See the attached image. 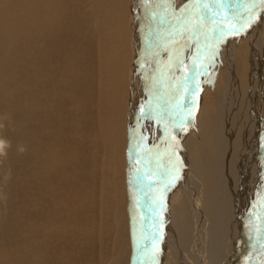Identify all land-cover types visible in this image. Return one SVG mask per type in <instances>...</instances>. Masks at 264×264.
I'll return each instance as SVG.
<instances>
[{
  "label": "rangeland",
  "instance_id": "obj_1",
  "mask_svg": "<svg viewBox=\"0 0 264 264\" xmlns=\"http://www.w3.org/2000/svg\"><path fill=\"white\" fill-rule=\"evenodd\" d=\"M202 1L204 4L199 3V0L198 1L197 0H172V2H174L173 5L177 6V7H175L177 9V11H180L182 13L179 16V18L175 17L172 20V22H175V21L178 22L176 24L177 28L171 29L170 27L174 26V25L169 23L165 29H162V28L158 29L153 34L155 39L151 42V47L146 52V55L145 56L139 55L136 59H134L132 61H128L125 68H124V70H125L124 73L126 76V82L129 78L128 85L130 86V89L128 88V90H129L128 99H127L128 104H127V107L125 108V112L122 116V118H123L122 122H123V125H124L126 133H127V145H126V150L124 151V152H126V157H124V154H123L125 161L123 160V164H122L123 166L121 167V168L124 167V169L120 173L123 175V177L125 179H123L122 183L118 186H114V182H115L113 179L114 171L112 174L110 173L112 170L111 171L109 170L110 169V165H109L110 163L108 164V162H107V161L110 162L109 159L111 158V154H112L111 150H114V146H113V144H111L112 142H110L111 139H109V140L107 139V141H106V140H101L99 138L100 136H99V134H97V128L95 125L96 122H94V121H96L94 111L98 110V109H94V108H96L97 106L99 107V103L95 102V100H90V98H92V99L95 98V95L93 96V94H95V89H94L95 87H94V85L92 86L93 87L92 88L93 94L91 93L92 95L90 94L89 95L90 98H89V96L87 95L88 92L85 89L87 82L85 80H83V85H85V87L80 84L83 77L86 76L85 73L87 74L89 72V69L94 65V62H93V61H95V55L93 53V51L95 50L94 45L92 46V48L94 50H92V48H91V50H92L91 53L86 52L85 49L83 50V53H82L81 48L83 47V45L80 44L81 47L79 46V48H80V49H78L79 52L77 51L78 54H77V52L75 54H77L78 57L80 55L81 59L78 58L74 54V52L72 53L73 59L69 63V69H70V71L71 70L72 71L70 72V75H68V77L66 78L63 88L58 87L57 89L53 86L51 81L46 77L47 75L43 76V74L47 73V71H48L47 67L48 66L46 64H44L47 62L46 58L39 56L40 54L43 55L44 51L42 50L41 47L39 48V46H41V45L39 43L40 40H38V38L36 39V43H35V52H38V53H35V56H37L40 53L38 55V58L36 57L38 59V61H39V59H40V61L38 62L36 59V61H35L36 67L35 68L34 67L28 68L27 64L29 62H28V59L26 57V54L24 55V53L20 49H18V48L13 49L12 48L13 51L8 55L9 52H8L7 47H2L4 50L3 52L6 56L2 55L4 57L5 63L3 62V64L0 66V70H1L0 71V82L4 81L5 79L7 81L5 80L4 82H2L0 85V88L2 87L3 89H6V86H7V89L3 91L4 93L0 92V95H1L0 96V98H1L0 99V132H2L4 130L2 133H0V165H1L0 166V172L2 173V174H0V179H1V181H0V210L2 209L0 211V252L3 251V253H5V254L7 253L8 255L11 256V255H14V253L11 252L10 248H13L14 244H18L19 247H21V244L22 245L24 244V239H26V236L29 233L28 228H29L30 222L34 220V216L32 215L29 219V223L27 224L28 226L25 225L26 213H27V215H30V214H32V212L34 210H36V209L39 210L42 208V206L43 207L47 206L46 204L51 205L53 207H55L58 204L60 206L57 209L58 213L65 214L64 212L68 208H72V207L75 208V205H76V212L72 216H73V219L75 218L74 216H76L75 221H76V223L80 222L81 226L77 225V227H76V233L77 234L74 236V238L70 239L67 242H64L65 244L68 243L67 245H65L68 247V249H69V245H71V243L72 244H74V243L78 244L74 250L69 249L70 257L67 261L70 260L69 261L70 264L75 263L74 259H76V257H77L76 254L82 255L83 262H85V263L87 261V263H89V262L94 263L95 262V264H117V260H118V261H120L119 264H142V263L136 261V260H138V258L134 259V256H133V253H134L133 247H136V245L135 246L132 245V242H134L132 240V238H133L132 235H133V227L135 226V222H137L136 227H138L140 225L138 222L143 218V216H146V213L147 214L153 213V214H151L152 218L150 219V221L147 222L148 227H150L154 230H161L160 227H161L162 217L164 216V214L168 213V210L170 207L169 204L177 205L176 207L174 206L175 211H177V212L179 211L181 206L186 207L185 211L192 210L193 201H191V199H193V196H194L192 193L193 183L191 182L190 175H189L188 170H187V166H186V164H184V162L182 160H183V157L185 156V154L187 152H190V154H189L190 155V162L193 160L194 153L196 155H200L201 158L213 156L215 153L216 158H217V153H218L217 145H218L219 137L222 134V131H221L222 126H223L222 120L224 118V115H223L224 108L221 107L220 103L222 101L226 102V99H225L226 96H224L225 91H230V90L232 91L233 90L235 92V95L239 99L238 103L241 102V97H239V93L241 90V84L238 83L236 78H233V80H232L233 85L232 86L230 85L229 81L231 78H230L229 70H231V69H230V67H228V63L231 61L232 54H233V60H232L233 64L237 63L234 61V59H239L242 57L241 55L238 54L239 52L236 55L234 54L235 45L242 47L243 49L246 47V41H247L246 37H247V35H249V32L251 31V29H254V21L253 20L250 21L251 20L250 17L253 14L252 11L254 12L253 9L256 8V4H257L258 0H202ZM184 9L186 10L185 13L182 12V10H184ZM185 14H187V16ZM74 20L77 23V29H78L77 32H79V33L76 32L77 36L78 37L81 36L80 39H84L87 42L88 41L87 34H92V32L89 29V24L87 23V25H88L87 26L86 22L83 21L85 23V26H84L83 23H80L82 20L80 21V19H77V18ZM71 21H72V19H71ZM71 21H69V22H71ZM78 22H79V24H78ZM242 23H243V25H242ZM221 24H223V25H221ZM87 30L89 32H87ZM164 31H166L165 32L166 35L164 34L165 36L162 37V33ZM219 34H221V36ZM86 36H87V38H86ZM202 39H203V41H202ZM207 40H213V43L212 44H209V43L206 44L205 41H207ZM214 40H215V42H214ZM179 41H180V44L178 43ZM171 44H173L172 49H170L171 54L167 53L166 58L163 57V55L165 54L164 51ZM173 48H175V50ZM38 49H39V51H38ZM176 49L180 53L179 54L180 57L178 59H175L177 54H178L176 52ZM201 52L204 53V55L201 56V54H200ZM212 52L214 55L212 54ZM217 54H218V56H217ZM76 57H77V59H76ZM164 58H165V60L166 59L168 60V58H169V60H172L173 58L175 59V62L172 63V65L169 68V69H171V71L169 70L170 72H168V73L165 72L163 67L160 65V59H164ZM210 58H212L213 60ZM41 59H43V60H41ZM82 59H85L84 62L88 61L87 62L88 64L90 61L93 62L92 66L90 67V65H88L87 63L83 64ZM252 59L254 61L252 64V67L248 66V65L246 66L247 70H248L247 79L249 76L251 77L249 79L250 86H249V89L247 92V98L249 99V106H248L246 114H245L244 110L239 109L240 110L239 115L241 116V120L239 119L240 120L239 124L242 127L244 126V128H247V127L255 128L256 127V132L254 133V134H256V133L260 132L259 129L261 127H262L261 128L262 131L264 130V125L261 126V124L264 123V121H263V118H264V75H263L264 74V63H262L261 52H258V58L257 59H254V58H252ZM256 60H257L258 64L255 62ZM44 61H46V62H44ZM91 62H90V64H91ZM164 62L167 63V61H164ZM11 63H12V65H11ZM37 64L39 65L38 67H37ZM40 64H42V65H40ZM47 64L51 65L49 63H47ZM82 64L85 67L87 66L88 68L83 69ZM78 66H80V67H78ZM1 67L4 68L5 70L1 69ZM181 67H185V69L184 68L181 69ZM254 67L256 68V73H254ZM6 68H9L10 70L6 69ZM19 68H21L22 70H20ZM26 68L28 70L27 72H26ZM38 68H40V69H38ZM45 68H46V70H45ZM93 68H94V66H93ZM24 69H25V71H23ZM43 69L45 70V72L42 71ZM19 70L22 72V74H20ZM38 70H41V71H38ZM128 70H129V72H128ZM74 71H75V73H74ZM79 71L80 72L82 71L81 72L82 74ZM31 72L33 75L29 74ZM38 72H39V76L41 75L40 76L41 78L38 76ZM76 72H77V74L79 73L80 77L82 78L80 80V83L79 82L77 83L78 77L75 75ZM23 73H26V74H23ZM251 74H253V78H252ZM34 75L35 76L37 75L40 79L37 80V77H35ZM70 76H73L71 78H73L74 80L75 79H77V80H75V82H74L71 78H69ZM46 79H48L49 81ZM30 80H33V81H31L32 83H30ZM36 81L39 82L40 84L37 83ZM42 81H43V83H42ZM73 82H74V84H73ZM70 83L73 87H76V86L77 87L73 88L71 86L72 90L68 92L67 90H65L66 89L65 85L68 86V85H70ZM35 84H37V88L39 91L38 99L41 101V104L43 105L42 110L37 109V108L33 107L32 105L28 106V104H26V101L19 99V97H21V96H28L29 97L30 92L33 91ZM78 84L82 87V89H84V90H82L83 91L82 93L84 96L82 95L81 91H79V89L81 87ZM31 86L33 89L31 88ZM89 87H90V85H89ZM125 87L127 88V86H125ZM68 89L70 90V86ZM74 90H75V92L77 91L76 92L77 94L74 92ZM12 91L16 92L15 98H12L10 96L12 94ZM84 91H86L87 94ZM80 93L83 97L80 95ZM61 96L63 98L60 100ZM76 96H79L80 98L76 97ZM87 96H88V98H87ZM47 97L50 100H48ZM42 98H46V99H42ZM75 98H77V99H75ZM78 98H79V100H78ZM82 98H84V100L87 98L86 104L89 102L87 105L88 108L86 106V108L88 110L85 108V110L83 112L81 111V106H82L81 102L84 101ZM15 99H16V104H15L16 107L13 104V100L15 101ZM80 99H81V101H80ZM51 100H52V102H51ZM64 101H66V102H64ZM45 102H47V103H45ZM54 102L56 103V108L54 107L55 106ZM62 102H63V104H62ZM93 103H97V105L93 104ZM65 104L67 107H69L68 108L69 112H68V109L66 110ZM24 105L25 106L27 105L28 107L25 108V107H23ZM77 108H80V109H77ZM60 109L61 110L64 109L66 112H68V115L65 111H61ZM57 110H59V111H57ZM91 110H92V112H91ZM30 111L31 112L33 111L34 113L32 112V114H31ZM49 111L51 113L52 112L53 113L51 114ZM78 111L80 114L78 113ZM87 111L89 113L90 112L91 113L89 114ZM85 112L87 113V115L89 117H92V119L88 118V116L85 114ZM36 113H38V114H36ZM61 113H63V114L61 115ZM19 114L24 115L25 117L28 118V120L25 118H22V116H20ZM71 114L73 116L70 118ZM91 114H92V116H90ZM64 115H65V117H64ZM79 115H81L82 117ZM85 115L87 116L86 118H85ZM19 116L23 120L24 127L21 124L22 120H21V118H19ZM36 116H37V118H36ZM40 117L42 118L41 120H40ZM61 117L65 118V120H63ZM75 117H76V119H75ZM77 117H79V118L81 117L80 118L81 120ZM83 117H84V119H83ZM96 117H97V119H99L98 115ZM46 118H48L49 120ZM50 118L52 120H55L54 123L56 122L57 124L55 123L56 124L55 125L53 123V121L50 120ZM66 118H68V119H66ZM72 118H73V120H72ZM90 119H91V122H90ZM93 119H94V121H93L94 123H92ZM108 119H110V118H108ZM71 120L73 122L74 121L75 122L72 123ZM78 120H80V121H78ZM258 120L259 121L262 120L261 121L262 123L259 122ZM45 121H47V122L45 123ZM66 121L70 122V124H68ZM38 122L42 123V124L40 123L41 127L38 124ZM15 123L18 125V127ZM28 123H30L29 124L30 126H28ZM61 123H64V124L61 125ZM86 123L88 124L90 129L88 128V126H86ZM258 123H261V124L259 125ZM78 124H80V125H78ZM51 125H53V126H51ZM59 125L62 127V129L66 128L65 129L66 131L70 129V132L72 134H70L69 131H68L69 133L68 132L66 133V131L64 132V130H62ZM258 126H261V127H258ZM8 127H10V128H8ZM27 127H29L30 129H27ZM67 127H68V129H67ZM71 127H73V128H71ZM78 127H80V129ZM84 127L88 128V131L89 130L90 131L89 132L86 131L87 129ZM93 127H95V128H93ZM108 128H109V126H108ZM20 129L22 130V132ZM82 129L85 131H83ZM29 130L33 133V136H31L32 134L30 135ZM91 130H92V132H91ZM95 130H96V132H95ZM77 131L79 134L77 133ZM80 132H82L83 134H81ZM15 133L17 134V137H16ZM26 134H28V135H26ZM49 134H51V135L49 136ZM68 134H69V136H67ZM95 134H96V136H95ZM60 135H63V137ZM86 135L90 138L88 139V137ZM40 136H41V139H40ZM79 136H81V137H79ZM93 136H95V137H93ZM97 136H98V138H96ZM48 137H53L55 143L52 140L53 138H48ZM68 137H70V138L73 137L74 140L77 142L79 139H81V140H79L80 143L76 142L77 145H75L76 143L73 140V138H71L72 140H70V142H69L68 140L70 138H68ZM58 138L60 141L57 140ZM60 138L62 140H65V138H67L68 140H65V141H67L68 143L65 141H62ZM92 138H93V140H92ZM24 139H25L24 143L19 141V140L22 141ZM87 139L89 140L88 142H87ZM48 140L51 142V144H54L56 147L54 145H51L53 147V149H52V147L50 146V142ZM42 141L43 142L45 141V142L43 143ZM82 141H85V143L87 142V145L85 143H84L85 144L84 145L82 143ZM99 142L100 143L103 142V144H100ZM95 143H96V145H95ZM44 144H45V146H44ZM62 144H64L65 146L64 145H63V147L60 146ZM68 144H71L70 148H69ZM90 144H92L91 145L92 148H90L91 147ZM11 145L14 147H12ZM66 145L68 146L67 148H66ZM79 145H80V147H79ZM82 145H84L85 147L81 148ZM212 145H215L216 152L213 151ZM16 146L19 147V150H18V148L16 149ZM40 146L42 147L41 148L42 150L40 149ZM88 146H89V149L91 152L89 151ZM93 147L94 148L96 147L95 150L93 149ZM109 147H110V150L108 149ZM59 148H60V150L63 149V150H61L60 153L57 152V151H60ZM77 148L79 150H77ZM111 148H113V149H111ZM9 149H10V152H9ZM43 149H46V151H47L46 154L44 153L45 150H43ZM249 149H251L250 145L248 147V150ZM13 150H14V152H13ZM17 150L20 154L17 152ZM68 150H70L71 153ZM72 150L74 151V153L72 152ZM22 151H25V152H22ZM55 151H56V153H55ZM63 151H65V152H63ZM104 151H106V152H104ZM15 152L17 153V155ZM32 152H35V153L32 154ZM39 152L40 153L42 152L43 154H40ZM49 152H50V154H49ZM10 153H11V155H10ZM62 153H65V156H64V154L62 155ZM84 153H86V155ZM108 153H110V154L108 155ZM25 154H26V156H24ZM9 155H10V157H12V159L14 158L13 161H12V159L8 158ZM15 155L17 158L15 157ZM19 155L21 157H19ZM49 155H51L52 158ZM81 155H82V157H81ZM87 155H88V157H87ZM43 156H45V157H43ZM55 156H57V158ZM101 156H102V158H101ZM89 157H90V160H89ZM42 158H44V159L40 160ZM16 159L18 160L17 163H16ZM69 159H70V161H69ZM74 159H76V160L73 161ZM83 159H84V161H83ZM97 159L99 160V163H98ZM8 160H10V162H8ZM14 160H15V163H14ZM49 160L51 161V163H49L50 162ZM64 160L66 163L64 162ZM91 160H93V161H91ZM95 160H97V161H95ZM251 160H250V163L252 162L253 164L251 163L252 165L250 166V169L251 168L252 169L251 170L249 169V167H248L249 164H248V165H246L248 168L244 167L245 169L244 168L243 169L246 170V168H247L249 170V172L247 170H246L247 172L242 170V172H243L242 174H244V176L247 177V178L244 177L245 183L244 182H242V184L239 183L240 187L238 189H235V192H234V193H237V190H238V192L240 191V193H237L238 196L240 195V197H238L237 199L239 201L238 202L239 204H243V206L241 205L242 212H243V208H245L246 210H249V208H250L249 207V205H250L249 198H246L247 197L246 194H243V193L247 190L246 193L250 192L249 194H251V192L254 189V184H255V182L253 183V181L250 182V175L249 174L254 173V171L253 172H251V171L257 165H259V162H258V160H256L255 155L253 156V158H251ZM1 161H5V162H1ZM93 162H96V163H93ZM24 163H26L27 166ZM103 163L105 164V166ZM86 164H88L89 166ZM68 165L70 166V168ZM97 165H98V167H96ZM205 165L206 164L204 162L201 163V166H205ZM28 166H30V167H28ZM81 166L84 167L83 171H81L82 170ZM86 166H88V168ZM14 167H17V168H14ZM41 168L43 169L44 172L41 170ZM54 168H55V170H54ZM74 168H75V170H74ZM24 170L28 174L25 173ZM37 170H39V171H37ZM51 170H53L55 173ZM72 171L74 172V174ZM75 171H77V172H75ZM95 171H97V172H95ZM9 172H12V175ZM20 172H22V173H20ZM52 172L54 174H52ZM56 172H57V174H56ZM66 172H68L70 174H66ZM78 172H80V173H78ZM82 172H84V174ZM4 173H6L5 174L6 176L4 175V177H3L2 175ZM13 173L15 175L17 174V177H19V176L20 177L19 178H17L16 176L14 177ZM42 173H43V175L44 174L46 175L47 173L49 174V179H50V182L52 183V184L50 183V186H44V187L40 188V186L37 185L38 182H40V181H38L39 179L42 180L45 178V175L43 177H41ZM62 173L64 175H62ZM109 173H110V175H109ZM125 173H126V176H125ZM29 174H30L31 178L29 177ZM40 174H41V176H40ZM212 174L213 173H210L211 177H212ZM71 175H73V178ZM87 175L91 178H89ZM98 175L101 178H99ZM248 175H249V177H248ZM104 176L107 178H105ZM25 177H26V179H25ZM66 177H68L71 181ZM103 177H104V179H107V180L105 181L103 179ZM15 178H17V180ZM12 179L13 180L15 179L16 181L14 180V182H13ZM20 179H22V182H20L21 181ZM29 179H30V181H29ZM247 179H249V180H247ZM24 180L25 181L28 180V182H25ZM51 180H53V181H51ZM72 180H75V183H74L75 185H73L74 181H72ZM23 182H24V184H23ZM55 182L59 183L60 186L56 185L57 187H59V189H57V187L55 186V184H56ZM64 182H65V184H64ZM1 184H3L4 186ZM19 184L20 185L23 184L24 186L21 185V187H22L21 188L19 186ZM66 184H67V187H66ZM91 184L93 186L94 185L95 186L93 187ZM101 185L104 188V189H102V191L104 193H105V191H107L104 196H102V193L100 191L102 188V187H100ZM61 186L64 188L62 189ZM109 186H111V187H109ZM243 186L246 188H244ZM51 187L52 188L54 187L53 190ZM2 188H4L5 190ZM50 188H51V190H50ZM240 188H242V193H241ZM86 189L93 191L92 196L87 194L88 191ZM201 189H202V184H199L198 186H196L195 191H194L195 195L198 194V195L202 196V193H201L202 190ZM20 191L22 192V195H21ZM48 191L49 192L52 191L51 193L53 196ZM62 191H64L65 193L63 192L64 193L63 194ZM76 191L78 193H76ZM54 192L56 195L54 194ZM9 193H11V195L13 197L14 196H16V197L13 198ZM44 193H45V195H43ZM75 193L78 196H76ZM70 194H72V195H70ZM241 194H243V195H241ZM17 195L22 196V198L17 196ZM34 196H36L37 200L36 199L34 200V198H35ZM38 196H40V197H38ZM85 196L87 198H90V197L91 198L87 199ZM25 197H26V199H25ZM62 197H64L65 200H64V198L62 199ZM49 198H51V200ZM75 198H76V200H74ZM95 198H97V199H95ZM56 199H57V201H59L60 204L57 201H55ZM93 199L95 202L92 201ZM110 199H112V200H110ZM81 201H84V202H81ZM9 202H10V204H9ZM22 202H24L26 204L23 203L24 204L23 205ZM51 202H52V204H51ZM56 202H57V204H56ZM78 202H80V203H78ZM99 202H100V204H99ZM248 202H249V205H247ZM12 203L15 205H13ZM20 203H21V206H20ZM62 203L66 204V205H63ZM103 203H104L103 209L105 210V213H107V214L109 213V216L111 219L109 222L110 228H108L109 229L108 232L110 234L107 233V237L109 239L107 237H105L104 238L105 241H101V244L98 245L99 236L98 237L96 236L97 233L95 231V225L94 224L96 223V225H97V217L96 216L98 214V219H99L98 229L101 228V223H102L101 222V220H102L101 204H103ZM22 205L26 206V207H22ZM70 205L71 206L73 205V206L71 207ZM28 206L31 208H28ZM9 207H11L12 209ZM23 208H26V209L23 210ZM27 208L29 210H27ZM149 208H150V211H149ZM62 209L64 210V212ZM25 210L27 212H25ZM92 210H94V211H92ZM95 210L97 211V214H96ZM109 211H111V212H109ZM15 214H16V216H15ZM112 214L117 215L116 222L118 225H119V223H122L121 228L124 227V229H126V232H127V233L125 232L126 234L123 235V233H121V235L118 236L117 229L114 227ZM77 215L79 217H77ZM239 215L240 214L237 215L238 219H239ZM88 218L91 220H89ZM83 221H84V223H83ZM20 222L24 225L20 224ZM15 227H17V228H15ZM26 230H27V232H26ZM82 230H84V233L82 235H80ZM94 231L96 234L94 233ZM78 232H79V234H78ZM100 232L101 231H99L98 235H100ZM114 233L115 234L117 233V234L114 235ZM85 237H86V240L84 239ZM88 237H89V239H88ZM91 238H92V240H91ZM107 239H108V241H106ZM117 239H119V240H117ZM86 241H88L87 242V244L89 246L88 249H85V246H83V243ZM117 241L119 242V244H117ZM124 241L126 242L127 247L121 248V245L124 244L123 243ZM163 241H164V244H166L172 248V244H170V245L167 244V242H166L167 240L165 241V237H163ZM145 244H146V247L151 249L150 254H149L150 257H153L154 254H157V251L160 252L161 246H157V247L155 245L150 246L146 242H145ZM3 246H4V249H3ZM94 246H95V249H93ZM121 249L122 250L126 249L127 254L125 253V254H123V256L120 255ZM111 250L114 251V253L110 252ZM168 250H164V251L167 252ZM4 251H6V252H4ZM9 251H10V253H9ZM82 251H84V252H82ZM48 256H53V253L52 252L48 253ZM71 256L73 257L72 261H71V258H72ZM56 261H55L56 264H66V262H64L63 260H60L59 258ZM223 262H224V260H223ZM161 263H163V262H161ZM0 264H4L3 261L0 260Z\"/></svg>",
  "mask_w": 264,
  "mask_h": 264
},
{
  "label": "bare ground",
  "instance_id": "obj_2",
  "mask_svg": "<svg viewBox=\"0 0 264 264\" xmlns=\"http://www.w3.org/2000/svg\"><path fill=\"white\" fill-rule=\"evenodd\" d=\"M173 3L174 2H172V0H0V46H1L0 47V60H1L0 66L4 62L3 56L5 55L2 47H7L8 52H9L8 55L13 51L14 48L20 49L24 53V55L26 54V57H27L28 62H29L27 64L28 68H31V67L35 68L36 67L35 61L38 58V55L40 54V53L38 55L36 54L37 56H35V53H38V52H35V43H36V39L38 38V40H40L39 43L41 45V46H39V48L41 47L42 50L44 51L43 55L40 54L39 56L46 58L47 62L44 61V62H46L44 64H46L48 66L47 67L48 68L47 73L43 74L46 70V68H45V70L44 69L42 70V71H44L42 74H43V76L47 75L46 77L51 81V83L53 84V86L56 89L58 87L63 88L66 78L68 77V75H70V72L72 71V70L70 71V69H69V63L73 59L72 53L74 52V54H75L78 51V49H80L79 48L80 44L83 45V47L81 48L82 53H83L84 49L86 52L91 53V51L94 50L92 48V46L94 45V47H95V50L93 51V53L95 55V61H93L94 62V65H93L94 68L92 66L93 62H91L89 60L91 62V64H90V62L88 64L87 63L88 61L84 62L85 59H82L83 64L87 63L88 65H90V67L91 66L92 67L89 69V72L87 74L85 73L86 76L83 77V79L80 77L79 73L77 74L78 71L76 72L75 75L78 77L77 83L78 82L80 83V80L82 79L81 83H80L82 86L85 87V85H83V80H85L87 82V84L85 83L86 84L85 89L88 92V94L86 93V91H84V92L88 96L93 92L92 86L94 85V87H95L94 88L95 94L92 93L93 96L95 95V98L92 99V98H90V96H89V98H90V100H95V102L99 103V107L98 106L96 107L94 105L96 107L94 109H98V110L94 111L95 112V118H96V119L95 118L94 119L96 121H94V119H93L92 123L96 122L95 125L97 128V134H99V136H100L99 138L101 140H106V141H107V139L108 140L111 139L110 142H112L111 144H113V146H114V150H111V153H112L111 158L110 159L108 158L110 160V162L107 161L108 164L110 163L109 164L110 169L109 168L108 169L110 171L112 170L110 173L112 174L114 171V175H113V179L115 181L114 186L120 185L122 183L123 179H125L123 177V175L120 173L124 169V167L123 168H121V167L123 166L122 165L123 160L125 161L124 157H126V152H124V151L126 150V145H127V133H126L125 127H124L123 122H122V120H123L122 116H123V114L125 112V108L127 107V104H128V102H127L128 94H129L128 88L130 89V86L128 85L129 78L126 82V76L124 73L125 72L124 68H125L128 61H132V60L136 59L139 55H144V56L146 55V52L151 47V42L155 39L153 34L158 29H161V28L165 29L169 23L174 25V26L170 27L171 29L177 28L176 24L178 22L177 21L172 22V20L175 17L179 18V16L182 13L180 11H177V9L175 8L177 6H174ZM199 3H203V1L199 0ZM253 10H254V12L252 11L253 14L250 17V19H251L250 21H252V20L254 21V29H251V31L249 32V35H247V37H246L247 38L246 47L243 49L242 47L235 45L234 54L236 55L239 52L238 54L241 55L242 57L239 59H234V61L237 63L233 64L232 63L233 54H232L231 61L228 63V67H230V69H231V70H229V74H230V78H231L229 81L230 85L231 86L233 85V83H232L233 78H236L238 83L241 84V90L239 93V97H241V102L238 103L239 99L235 95V92L233 90L232 91L231 90L225 91L224 96H226L225 97L226 102L222 101L220 103L221 107L224 108V112H223L224 118L222 120V124H223L222 130H221L222 134L219 137V141H218V145H217V147H218L217 158H216L215 153L213 156H208L205 158H201L200 155H196L194 153L193 160L190 162V155H189L190 152H187L185 154V156L183 157L182 161L184 162V164H186L188 173L190 175L191 182L193 183L192 193L194 196L192 195L193 199H191V201H193L192 210L185 211L186 207L181 206L179 211L177 212V211H175V207L177 205L169 204L170 207H169L168 213L164 214V216L162 217V222H161V227H160L161 230H154V229L148 227L147 222L150 221V219L152 218L151 214H153V213H151V214L146 213V216H143V218L138 222L140 224L138 227H136L137 222H135V226L133 227V235H132L133 236L132 240L134 242H132V245L133 246L136 245V247H133V251H134L133 256H134V259L138 258V260H136V261H138L142 264H163V263L164 264H222V263L223 264H264V227H261V225H260V220L264 214V184H263L264 183V130L262 131V129H261L262 128L261 126L264 125V123L261 124L262 120L261 121L258 120L259 122H261V123H258L259 125L261 124V126H258V127H261V128L260 129L258 128L260 130V132L256 133V134H254L256 132V127L255 128H250V127L244 128V126L242 127L239 124V122L241 120V116L239 115L240 110H244L245 114H246L248 106H249V99L247 98V92H248V89L250 86L249 79L251 77L249 76L247 79L248 70H247L246 66L248 65V66L252 67V64L254 62L252 58L257 59L258 58V52H261L262 63H264V0H258L257 4H256V8ZM182 12L185 13L186 10L184 9V10H182ZM185 15L187 16V14H185ZM76 18L80 19V21L82 20L80 23H83L84 26H85L84 22H86V25H87V23L89 24V29L92 32V34H87V36H88V38L86 36V38L88 39L87 42L84 39H80L81 36L78 37L76 34V32L78 31L77 23L74 20ZM71 19H72V21H71ZM69 21H71V22H69ZM243 23H242V25H243ZM78 24H79V22H78ZM221 25H223V24H221ZM87 32H89V31L87 30ZM165 32L166 31H164L162 33V37L166 35ZM77 33H79V32H77ZM219 35L221 36V34H219ZM202 41H203V39H202ZM214 42H215V40H214ZM178 43L180 44V41ZM205 43L206 44L207 43L212 44L213 40H207V41H205ZM172 45L173 44H171L170 46L167 47V49L164 51L165 54L163 55V57L166 58V54L170 53V49H172V47H173ZM91 48H92V50H91ZM173 49L175 50V48H173ZM38 51H39V49H38ZM78 52H77V54H78ZM176 52L178 54H177L175 59H178L180 57V55H179L180 53L177 49H176ZM77 54H75V55L77 56ZM200 54H201V56L204 55V53H202V52ZM212 54H213V52H212ZM217 56H218V54H217ZM77 57H76V59H77ZM78 58L81 59L80 55ZM165 58L160 59V65L163 67L165 72L168 73L171 71V69H169V68L172 65V63L175 62V59L173 58L172 60H169V58H168V60L167 59L165 60ZM210 59H212V58H210ZM41 60H43V59H41ZM37 61H38V59H37ZM39 61H40V59H39ZM164 61H167V63ZM255 62L257 63V60ZM47 63H49L51 65H48ZM11 65H12V63H11ZM40 65H42V64H40ZM38 66L39 65L37 64V67ZM83 66H82L83 69L88 68L87 66L86 67L85 66L83 67ZM78 67H80V66H78ZM182 68L185 69V67H181V69ZM1 69L5 70L2 67H1ZM6 69H9V68H6ZM19 69L22 70L21 68H19ZM38 69H40V68H38ZM23 71H25V69ZM27 71L28 70L26 68V72ZM38 71H41V70H38ZM128 72H129V70H128ZM74 73H75V71H74ZM254 73H256L255 67H254ZM20 74H22L21 71H20ZM23 74H26V73H23ZM29 74H32V72ZM38 76H39V72H38ZM38 76L37 75L35 76V77H37V80L41 78L40 77L41 75L39 76L40 78ZM73 76H70L69 78H71ZM251 76L253 78V74H251ZM48 79H46V80H48ZM71 79L74 82H75V80H77V79L74 80L73 78H71ZM4 81H2V82H4ZM31 81H33V80H30V83H32ZM2 82H0V85ZM74 82H73V84H74ZM37 83H39V82H37ZM42 83H43V81H42ZM89 85L91 88L89 87ZM65 86H66L65 90H67L68 92L72 90L71 88L73 86L71 85V83H70V85H68V86L65 85ZM69 86H70V90L68 89ZM125 86H127V88ZM76 87H73V88H76ZM31 88H32V86H31ZM6 89H7V86H6ZM6 89H3L1 87L0 92H3ZM80 89H79V91H81V93H82L83 92L82 90H84V89H82V87ZM74 92H75V90H74ZM81 93H80V95H81ZM82 95H83V93H82ZM10 96L12 98H15L16 92L12 91V94ZM38 96H39V91L37 88V84H35L34 89L32 92H30L29 97L28 96H21V97H19V99L26 101V104H28V106L32 105L33 107L42 110L43 105L41 104V101L38 99ZM88 96H87V98H88ZM76 97H79V96H76ZM62 98L63 97L61 96L60 100ZM79 98H78V100H79ZM87 98L85 100H84V98H82L84 100L81 102L82 106L80 105L82 112L85 110L86 106L89 103L88 102L86 104ZM42 99H46V98H42ZM47 99H48V97H47ZM75 99H77V98H75ZM48 100H50V99H48ZM52 100H51V102H52ZM80 101H81V99H80ZM47 102H45V103H47ZM64 102H66V101H64ZM97 103H93V104L97 105ZM13 104L14 105L16 104V99H15V101L13 100ZM62 104H63V102H62ZM66 104H65V108L67 110L69 107H67ZM28 106L24 105L23 107L27 108ZM15 107H16V105H15ZM54 107L56 108V103H55ZM87 108H88V106H87ZM77 109H80V108H77ZM57 111H59V110H57ZM61 111H65V110L63 109ZM32 112H31V114H32ZM68 112H69V109H68ZM68 112H66L67 115H68ZM91 112H92V110H91ZM78 113H79V111H78ZM36 114H38V113H36ZM62 114L63 113H61V115ZM85 114L87 115L86 112H85ZM86 115H85V118L88 116V115L87 116ZM97 115H98L99 119H97V117H96ZM20 116H22V118H25L28 120V118L25 117L24 115L21 114ZM20 116H19V118H21ZM37 116H36V118H37ZM72 116L73 115L71 114L70 118ZM79 116H81V115H79ZM90 116H92V114ZM64 117H65V115H64ZM107 117L110 119H108ZM22 118H21V120H22ZM77 118H79V117H77ZM88 118L92 119V117H89V116H88ZM41 119L42 118L40 117V120ZM46 119H48V118H46ZM62 119L65 120V118H62ZM66 119H68V118H66ZM75 119H76V117H75ZM83 119H84V117H83ZM91 119H90V122H91ZM50 120L53 121V123L55 121V120H52L51 118H50ZM72 120H73V118H72ZM72 120H71V122L74 123L75 121L73 122ZM80 120H78V121H80ZM263 121H264V118H263ZM46 122L47 121H45V123ZM40 123L38 122L39 125H40ZM67 123L70 124V122H67ZM21 124L24 127L23 120H22ZM29 124L30 123H28V126H30ZM62 124H64V123H61V125ZM78 125H80V124H78ZM51 126H53V125H51ZM86 126H88L87 123H86ZM108 126H109V128H108ZM17 127H18V125H17ZM40 127H41V125H40ZM8 128H10V127H8ZM71 128H73V127H71ZM78 128L80 129V127H78ZM84 128H86V127H84ZM88 128L90 129L89 126H88ZM88 128H86L87 129L86 131H88ZM93 128H95V127H93ZM27 129H30V128L27 127ZM61 129H62V127H61ZM65 129H62V130H64V132H65L66 131ZM67 129H68V127H67ZM68 131L70 132V129L67 130L66 133ZM83 131H85V130H83ZM2 132H0V133H2ZM21 132H22V130H21ZM91 132H92V130H91ZM95 132H96V130H95ZM77 133H78V131H77ZM80 133L83 134L82 132H80ZM70 134H72V133L70 132ZM26 135H28V134H26ZM30 135L33 136V133L31 131H30ZM50 135L51 134H49V136ZM60 136L63 137V135H60ZM67 136H69V134ZM81 136H79V137H81ZM95 136H96V134H95ZM95 136H93V137H95ZM16 137H17V134H16ZM53 137H48V138H53ZM68 138H70V137H68ZM71 138H73V137H71ZM71 138L69 140L67 138H65V140H68L70 142V140H72ZM89 138L90 137H88V139ZM96 138H98V136ZM40 139H41V136H40ZM88 139H87V142L89 141ZM52 140L55 143L54 138ZM57 140L60 141L59 138ZM65 140H62V141H65ZM73 140H74V138H73ZM79 140H81V139H79ZM79 140H78V142L75 140L74 141H75V143L76 142L80 143ZM92 140H93V138H92ZM19 141L24 143L25 139L22 141L21 140H19ZM65 142H67V141H65ZM87 142L85 143V141H82V143L83 144L85 143L86 145H87ZM77 143L75 145H77ZM100 144H103V142H101ZM51 145H54V144H51V142H50V146ZM63 145L64 144H62L60 146L63 147ZM68 145L70 148L71 144H68ZM84 145H82L81 148L85 147ZM91 145L92 144H90V146ZM95 145H96V143H95ZM249 145L251 146V149L248 150ZM41 146H40V149L42 148ZM44 146H45V144H44ZM12 147H14V146H12ZM67 147L68 146L66 145V148ZM79 147H80V145H79ZM212 147H213V151L216 152L215 145H212ZM17 148L19 150L18 146H16V149ZM78 148H77V150H79ZM90 148H92V146ZM95 148L93 147L94 150H95ZM52 149H53V147H52ZM88 149H89V146H88ZM108 149L110 150V147ZM111 149H113V148H111ZM14 150H13V152H14ZM18 150H17V152H18ZM43 150H45V152L44 151L43 152L46 154L47 153L46 149H43ZM59 150H60V148H59ZM61 150H63V149H61ZM61 150L57 151V152L60 153ZM68 151L70 152V150H68ZM89 151H90V149H89ZM9 152H10V149H9ZM22 152H25V151H22ZM63 152H65V151H63ZM72 152L74 153L73 150H72ZM104 152H106V151H104ZM33 153H35V152H32V154ZM55 153H56V151H55ZM86 153H84V154L86 155ZM40 154H43V153L41 152ZM49 154H50V152H49ZM63 154L65 156V153H62V155ZM109 154L110 153H108V155ZM123 154H124V157H123ZM10 155H11V153H10ZM10 155L8 158L12 159V157H10ZM16 155H17V153H16ZM16 155H15V157H16ZM254 155H255L256 160H258V162H259V165H257L251 171V172L254 171V173L249 174L250 175V182H252V181H253V183L255 182L254 189L251 187L253 189L251 194H249L250 192L246 193L247 190L246 191L244 190L245 192L243 194H246V196H247L246 198H249L250 205H249V202L247 205H249L250 208H249V210H246L245 208H243V212H242L241 205L243 206V204H239L238 203L239 201L237 199L238 197H240V195L238 196V194H237V193H240V191L238 192V190H237V193H234V192H235V189H238L240 187L239 183L242 184V182L245 181V178H247L244 176V174H242L243 173L242 170H244L245 169L244 167H247L246 165H248V164H249L248 167L250 169V166L253 164L252 163L253 159L251 160V158H253ZM24 156H26V154ZM49 156L51 157V155H49ZM102 156H101V158H102ZM19 157H21V156L19 155ZM43 157H45V156H43ZM55 157L57 158V156H55ZM81 157H82V155H81ZM87 157H88V155H87ZM13 159H12V161H13ZM43 159L44 158H42L40 160H43ZM65 160H64V162H65ZM75 160L76 159H74L73 161H75ZM89 160H90V157H89ZM97 160H95V161H97ZM99 160H98V163H99ZM250 160L252 161L251 162L252 164L250 163ZM5 161H1V162H5ZM17 161L18 160L16 159V163H17ZM69 161H70V159H69ZM83 161H84V159H83ZM91 161H93V160H91ZM8 162H10V160H8ZM202 162H204L206 165L201 166ZM14 163H15V160H14ZM49 163H51V161ZM93 163H96V162H93ZM24 164L27 166L26 163H24ZM86 165H88V164H86ZM98 165L96 167H98ZM88 166H86V167L88 168ZM104 166H105V164H104ZM28 167H30V166H28ZM14 168H17V167H14ZM69 168H70V166H69ZM247 168H246V170L249 172V170ZM83 169H84V167H82L81 171H83ZM41 170L43 171L42 168H41ZM54 170H55V168H54ZM74 170H75V168H74ZM246 170H244V171H246ZM37 171H39V170H37ZM51 171H53V170H51ZM53 172H52V174L55 173V172L54 173ZM75 172H77V171H75ZM95 172H97V171H95ZM9 173L12 175V172H9ZM20 173H22V172H20ZM25 173H27V172L25 171ZM78 173H80V172H78ZM82 173L84 174V172H82ZM110 173H109V175H110ZM210 173H213L212 177L210 176ZM0 174H2V173L0 172ZM5 174L6 173H4L2 176L4 177ZM47 174L46 175L44 174L45 175L44 179L38 180L40 182L37 181L38 182L37 185L40 186V188H42L44 186H50L51 182L49 179V174L48 175ZM56 174H57V172H56ZM66 174H70V173L66 172ZM73 174H74V172H73ZM44 175H43V173H42V176L40 174L41 177H43ZM62 175H64V174L62 173ZM249 175H248V177H249ZM15 176L17 177V174L16 175L14 174V177ZM71 176L73 178V175H71ZM125 176H126V173H125ZM19 177H17V178H19ZM29 177H30V174H29ZM104 177H103V179H104ZM17 178H15V179L17 180ZM66 178H68V177H66ZM89 178H91V177H89ZM99 178H101V177L99 176ZM105 178H107V177H105ZM25 179H26V177H25ZM14 180H13V182H14ZM20 180H21L20 182H22V179H20ZM104 180L106 181L107 179H104ZM247 180H249V179H247ZM0 181H1V179H0ZM29 181H30V179H29ZM51 181H53V180H51ZM72 181H74L73 185H75L74 184L75 180H72ZM25 182H28V180ZM3 184H1V185H3ZM23 184H24V182H23ZM23 184H21V185H23ZM64 184H65V182H64ZM199 184H202V189H201L202 190V192H201L202 196L198 195V194L195 195V192H194L195 187L198 186ZM21 185L19 184L20 187H21ZM56 185L60 186L59 183H56L55 186ZM66 187H67V184H66ZM100 187H102L100 191L102 193V196H104L107 191H105V193H104L102 191V189H104L103 186L101 185ZM109 187H111V186H109ZM51 188H50V190H51ZM53 188H52V190H53ZM61 188L63 189L64 187L61 186ZM242 188H240L241 193H242ZM244 188H246V187H244ZM2 189H4V188H2ZM57 189H59V187H57ZM87 191H88L87 194L92 196L93 191H90V190H87ZM51 192L52 191H50L49 193H51ZM63 192L64 191H62V193ZM76 193H78V192L76 191ZM76 193H75V195H76ZM9 194L11 195V193H9ZM54 194H55V192H54ZM243 194H241V195H243ZM21 195H22V192H21ZM43 195H45V193ZM51 195H52V193H51ZM70 195H72V194H70ZM17 196H19V195H17ZM76 196H78V195H76ZM14 197H16V196H14ZM19 197L22 198V196H19ZM34 197H35L34 198V200H35L36 196H34ZM38 197H40V196H38ZM64 197H62V199ZM90 198H87V199H90ZM25 199H26V197H25ZM49 199L51 200V198H49ZM57 199L55 201H57ZM95 199H97V198H95ZM64 200H65V198H64ZM74 200H76V198ZM110 200H112V199H110ZM84 201H81V202H84ZM92 201H94V199ZM57 202L59 203V201H57ZM57 202H56V204H57ZM23 203L24 202H22V204ZM78 203H80V202H78ZM9 204H10V202H9ZM24 204H26V203H24ZM51 204H52V202H51ZM99 204H100V202H99ZM13 205H15V204H13ZM23 205H22V207H26ZM46 205L47 206H44V207L42 206V208L39 210L38 209L34 210L32 212V214H30V215H27V213H26L25 225H27L29 223L30 217L32 215L34 216V220L30 222V225L28 228L29 233L26 236V239H24V244L23 245L21 244V247H19L18 244H14V247L10 248L11 252H13L14 255L10 256L7 253L6 254L3 253V251L0 252V260L3 261L4 264H56V262H57L56 260L58 258L60 260H63L64 262H66V264H70V262H69L70 260L67 261L70 257L69 249L74 250L78 244H76V243L72 244L70 242L71 245H69V249H68V247L65 246L68 243L65 244L64 242H67L70 239L74 238V236L77 234L76 233L77 225L81 226L80 222L76 223V221H75L76 216H74L75 217L74 219L72 216L76 212V205H75V208L72 207L73 205L72 206L70 205L72 208H68L65 212L62 209L65 214L58 213L57 209L60 207L58 204L55 207L48 205V204H46ZM63 205H66V204H63ZM103 205H104V203L101 204V207H102L101 208V214H102L101 222L102 223H101L100 229H98L99 219H98L97 211L95 210L96 214H97V216H96L97 217V225H96V223L94 225H95V231L97 234L95 233V231H94V233L96 234L97 237L99 236L98 245L101 244V241H105L104 238L107 237V233H109L108 228H110L109 222L111 219H110L109 213L108 214L105 213V210L103 209ZM20 206H21V203H20ZM9 208H11V207H9ZM28 208H31V207L28 206ZM28 208H27V210H29ZM24 209H26V208H23V210ZM92 211H94V210H92ZM149 211H150V208H149ZM25 212H27V211L25 210ZM109 212H111V211H109ZM16 214H15V216H16ZM238 214H240L239 219L237 218ZM77 217H79V216L77 215ZM116 218H117V215L112 214L114 227L117 229L118 236H120L121 233H123V235L126 234L127 233L126 229H124V227L121 228L122 223H119V225L117 224ZM89 220H91V219H89ZM84 221H83V223H84ZM20 224H22V223L20 222ZM22 225H24V224H22ZM15 228H17V227H15ZM99 231H101L100 235H98ZM26 232H27V230H26ZM83 233H84V230H82L80 235H82ZM78 234H79V232H78ZM116 234L114 233V235H116ZM163 237H165V241L167 240L166 241L167 244H169V245L172 244V248L170 246L164 244ZM84 239L86 240V237ZM88 239H89V237H88ZM108 239L106 241H108ZM91 240H92V238H91ZM117 240H119V239H117ZM87 242L88 241L83 243V246H85V249H88V247H89ZM145 242L148 243L150 246H154V245L156 247L161 246L160 252L157 251V254H154L153 257H150L149 254H150L151 249L146 247ZM123 243L124 244L121 245V248L127 247L126 242L124 241ZM253 243H254V245H252ZM117 244H119L118 241H117ZM95 246L93 247V249H95ZM253 246L255 249L252 248ZM3 249H4V246H3ZM164 250H168V251L165 252ZM4 252H6V251H4ZM50 252L53 253V256H48V253H50ZM82 252H84V251H82ZM110 252L114 253V251H112V250ZM9 253H10V251H9ZM125 253H126V249L120 250V255L123 256V254H125ZM249 253H250V255H249ZM76 255H77V257H76V259H74L75 260L74 264H95V262L94 263L93 262L87 263V261L85 263V262H83L82 255H79V254H76ZM72 260H73V257L71 258V261ZM223 260H224V262H223ZM119 262L120 261L117 260V264H119ZM161 262H163V263H161Z\"/></svg>",
  "mask_w": 264,
  "mask_h": 264
},
{
  "label": "water",
  "instance_id": "obj_3",
  "mask_svg": "<svg viewBox=\"0 0 264 264\" xmlns=\"http://www.w3.org/2000/svg\"><path fill=\"white\" fill-rule=\"evenodd\" d=\"M260 225H261V227H264V214H263V217L260 220ZM252 245H254V243ZM252 248L255 249L254 246ZM249 255H250V253H249Z\"/></svg>",
  "mask_w": 264,
  "mask_h": 264
}]
</instances>
